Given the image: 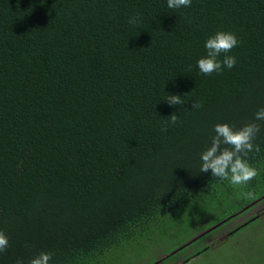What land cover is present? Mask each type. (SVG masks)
Returning a JSON list of instances; mask_svg holds the SVG:
<instances>
[{
	"label": "trees",
	"instance_id": "obj_1",
	"mask_svg": "<svg viewBox=\"0 0 264 264\" xmlns=\"http://www.w3.org/2000/svg\"><path fill=\"white\" fill-rule=\"evenodd\" d=\"M217 31L236 35L226 54L236 65L204 75L197 61ZM167 94L184 103L169 105ZM261 107L264 0L179 9L167 0H0V229L9 239L0 264H27L42 251L50 264H110L111 251L161 241L209 206L242 210L259 198L187 245L201 240L200 250L156 264L217 252L221 264H264V211L215 240L264 203V121H256L261 151L248 158L259 175L248 185L200 172L214 126L240 128ZM173 113L177 125L166 126ZM245 228L231 249L226 241Z\"/></svg>",
	"mask_w": 264,
	"mask_h": 264
},
{
	"label": "clouds",
	"instance_id": "obj_2",
	"mask_svg": "<svg viewBox=\"0 0 264 264\" xmlns=\"http://www.w3.org/2000/svg\"><path fill=\"white\" fill-rule=\"evenodd\" d=\"M191 0H167V7L170 9H179L181 7H190ZM137 17H130L129 23L135 24ZM239 41L234 33L226 31H217L209 36L205 42L206 55L197 61L199 71L204 75H211L223 71L224 67L228 69L236 65V57L226 55L238 45ZM221 54H225L223 60L219 59ZM194 90V89H193ZM180 95L167 94L166 102L171 106L181 105L184 101ZM199 103H192V108H200ZM179 117L173 113L169 120L165 122L177 125ZM256 121H264V107L259 108L254 120L235 128L229 123H217L214 126L215 135L210 139L208 146L201 153L200 172H211L213 177L221 181L227 180L231 185L242 187L248 185L258 175V169L249 163V154L259 153L260 146L254 141L260 132L261 125ZM240 195L245 199H253L252 191H241ZM9 246V239L6 233L0 229V254L4 253ZM51 252H40L35 257L27 261V264H50L52 260ZM15 264H25V261L18 258Z\"/></svg>",
	"mask_w": 264,
	"mask_h": 264
},
{
	"label": "rangeland",
	"instance_id": "obj_3",
	"mask_svg": "<svg viewBox=\"0 0 264 264\" xmlns=\"http://www.w3.org/2000/svg\"><path fill=\"white\" fill-rule=\"evenodd\" d=\"M259 199L254 200V202ZM243 209L239 210V206L235 202L229 201L227 203L223 202L219 204L216 209H213L212 206H209L206 208V211H204V214H199V217L195 216L186 220H180L177 224L171 225L168 233L164 238H162L161 241L153 240L152 242H135L122 247L123 249L121 250L115 249L111 251L108 255V262L110 264H151L152 262V264H156V262L166 256L168 253H172L173 250L182 248V246L195 239L197 236H199V234L211 229L213 226H215L213 225V222L215 220H221L225 218L230 212H234L232 215H230L234 217L237 213L243 211ZM263 211L264 203L258 205L257 207H254L252 210L245 213L243 216L233 220L227 226L221 229L220 232H218V235L215 237V240L224 239L228 233V230L234 229L235 226L241 224L245 219L250 218L251 216H255L258 212L260 213ZM198 213L199 209L193 211L191 215H198ZM246 230L248 229L245 228L243 229V231L237 233L236 235H232L229 240L226 241V244L229 245L231 249H234L235 244H237L236 241H242L246 237L245 234L242 236L243 232ZM203 246L204 242L199 240L198 242L193 243L191 247H186V251L183 252V256H186V252L194 253L195 251L200 250ZM210 255L211 253L198 255L194 259L190 260L188 264H206L205 260L208 263L213 264L214 262L215 264H221L222 259L226 258L223 257V253L219 252L213 254L212 256ZM208 258H210L211 261L208 260ZM181 261L182 260L180 259V261H176L173 264H179L181 263ZM227 264L234 263L231 259H228Z\"/></svg>",
	"mask_w": 264,
	"mask_h": 264
},
{
	"label": "water",
	"instance_id": "obj_4",
	"mask_svg": "<svg viewBox=\"0 0 264 264\" xmlns=\"http://www.w3.org/2000/svg\"><path fill=\"white\" fill-rule=\"evenodd\" d=\"M262 198H264V196L262 197ZM260 200V199H259ZM259 200H257V201H255V202H253L251 205H253V204H255V203H257ZM250 206V205H249ZM249 206H247L246 208H244L243 210H245V209H247ZM232 216H230V217H228L226 220H224V221H227V220H229L230 218H231ZM222 223V222H221ZM221 223H219V224H217V225H215L214 227H212L211 229H209V230H206L205 232H203V233H201L200 234V236H202V235H204V234H206V233H208V232H210L211 230H213L214 228H216L218 225H220ZM245 224H243V226H244ZM200 236H197V237H200ZM192 241H194V239L193 240H191L190 242H188L187 244H185L184 246H182V248H185V247H187V245L188 244H190ZM179 249H181V248H179ZM179 249H177V250H175L174 252H172L171 254H173V253H176V252H178V250ZM157 263V262H156Z\"/></svg>",
	"mask_w": 264,
	"mask_h": 264
}]
</instances>
